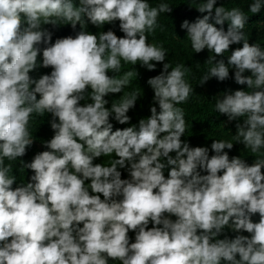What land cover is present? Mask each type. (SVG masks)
Listing matches in <instances>:
<instances>
[{
  "label": "clouds",
  "instance_id": "9594fccd",
  "mask_svg": "<svg viewBox=\"0 0 264 264\" xmlns=\"http://www.w3.org/2000/svg\"><path fill=\"white\" fill-rule=\"evenodd\" d=\"M216 4L201 0L195 9L206 15L180 28L195 53H214L199 85L224 82L233 70L234 82L252 89H225L215 110L237 121V143L258 153L264 50L245 38L248 17L240 8ZM262 9L264 0L249 5L253 14ZM172 11L148 0H0V264H264V155L249 165L225 151L230 141L209 148L181 139L187 124L177 105L193 92L188 68L172 67L166 49L148 42L159 15ZM61 21L75 34L53 42L44 26L58 29ZM116 21L123 36L85 27ZM121 61L148 71L163 65L147 80L150 115L137 124L127 113L140 95H121L134 74L121 75ZM41 68L51 72L30 75ZM115 94L118 102L106 99ZM33 114L51 115L53 136L28 162L21 158L35 142ZM111 120L131 126L113 130ZM112 154L107 166L95 163ZM5 159L33 175L17 183Z\"/></svg>",
  "mask_w": 264,
  "mask_h": 264
},
{
  "label": "trees",
  "instance_id": "16d2710c",
  "mask_svg": "<svg viewBox=\"0 0 264 264\" xmlns=\"http://www.w3.org/2000/svg\"><path fill=\"white\" fill-rule=\"evenodd\" d=\"M149 4L152 7H156L160 3H167L172 8L171 13H161L158 17L157 23L158 27L154 32L148 34V42L155 43L157 46L162 45L167 51L166 61L172 67H175L177 64H183L188 68V71L185 74V80L193 88V92L190 94V97L186 103L177 105L184 110L185 120L187 124L186 132L182 136V140L189 142L190 146H207L210 148V145L213 140H226L234 144L233 149H225L229 153V156H240L242 159H245L246 162L251 165L254 162V159L264 155V148L258 153H253L250 148H245L242 143H237L235 139L236 134V123L237 121L228 122L226 115H221L216 112L215 104L217 99L222 98L223 91L227 88L232 90L237 89H246V85H238L234 82V71L230 70L229 79L220 82L216 78H211L203 86L199 85L201 78L204 75H207L210 67L214 66L206 62L208 57L214 55L207 51L203 50L200 53H195L191 47L190 40L186 37V30L180 28L182 21L187 19L190 23L194 22L197 17L206 15V13H199L195 8L201 0H148ZM254 0H217L216 6H224L225 9L230 10L234 7L240 8L245 15L248 17V21L245 24L243 29L245 33V38L249 40V43H256L260 45L261 49L264 50V9L261 10L259 14H253L249 11V5L253 3ZM191 7V8H190ZM210 23H215L214 21H209ZM58 29H52L51 25H45L44 27L49 28L54 32L53 42L57 37H64L68 35H74L70 25H64V22H60ZM216 27H221L220 25H215ZM79 25H77V31H79ZM86 30H89L92 33H97L98 31H107L109 28H112L118 36H123L124 34L119 30V21L115 22V25L106 24L97 29L95 26L88 24L86 25ZM224 30L227 31L228 22L226 21L223 25ZM237 47H242L240 45H232L231 49ZM230 55V52H225L226 57ZM220 59V57H217ZM140 62H137V65H132L131 63L125 64L121 61V75L127 71H133V76L130 78V84L124 89V92L121 95L130 93L132 91H138L140 98L137 100L135 108L131 109L127 114L131 117V124H137L139 119L147 117L150 115L149 105L152 102L153 90L147 84V80L150 77H154L160 73L163 68V65L157 63L155 71H148L145 68L139 65ZM155 63V62H154ZM135 69L139 72V76L135 74ZM51 69L41 68L38 72H32L30 75L36 77L39 74L50 73ZM250 75V73H245ZM111 75V73H109ZM246 91H252V89H246ZM119 95H109L106 97L110 102L115 99L116 102L119 101ZM84 101H81L83 104ZM110 107V104L108 105ZM159 111V108L157 106ZM51 119L50 114H46L44 117H39L33 114V118L30 121L29 131L31 133L32 139L35 140L32 147L27 150L26 156L21 159L30 162L32 157L40 151H45L42 143L45 140L51 139L53 136V131L51 130L48 121ZM241 121L244 118H240ZM115 130L116 128H125L131 126V124L121 125L118 124L115 120H111ZM212 155L213 153H209ZM174 155V154H173ZM114 158V154L111 156H103L95 161V163H104L106 166L109 161ZM12 164L13 174L17 176V183L26 182L28 178L33 175L31 170H23L20 168L19 160L8 161L5 159V164ZM122 171V178H127V172ZM264 171V169H262ZM204 174V173H202ZM165 176H167V170H165ZM15 187V185L13 186ZM175 219V217H173ZM254 221L259 220L258 214L253 216ZM151 227V225H150ZM226 232L229 236H234L230 230L226 229ZM243 235H248V233H242ZM133 237L134 242V233H129ZM220 238H223L221 236ZM109 264H121L120 261H110Z\"/></svg>",
  "mask_w": 264,
  "mask_h": 264
}]
</instances>
